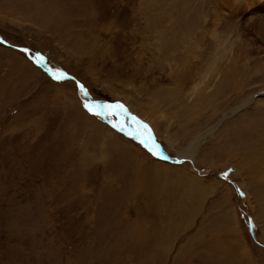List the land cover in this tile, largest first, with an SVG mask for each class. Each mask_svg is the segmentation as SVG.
I'll use <instances>...</instances> for the list:
<instances>
[{
  "label": "rangeland",
  "instance_id": "rangeland-1",
  "mask_svg": "<svg viewBox=\"0 0 264 264\" xmlns=\"http://www.w3.org/2000/svg\"><path fill=\"white\" fill-rule=\"evenodd\" d=\"M247 10L0 0V264H264V6ZM199 81L205 96L189 101ZM75 101L157 167L151 195L74 145ZM86 102L126 112L95 116ZM200 134L194 158L171 161Z\"/></svg>",
  "mask_w": 264,
  "mask_h": 264
},
{
  "label": "bare ground",
  "instance_id": "bare-ground-1",
  "mask_svg": "<svg viewBox=\"0 0 264 264\" xmlns=\"http://www.w3.org/2000/svg\"><path fill=\"white\" fill-rule=\"evenodd\" d=\"M215 2L217 3V6L221 9V11H223V12H229V14L231 16H233L235 19L238 16L240 17L241 10L248 11L247 9L249 7L254 6V3H259L260 6H264V0H215ZM258 8H260V7H258ZM261 8H263V7H261ZM260 11H259V13H260ZM228 47L229 46L227 45L224 50H227ZM16 58H18V60L21 59V57H19V56H16ZM4 61L7 64H11L7 60H4ZM25 63L26 62H15V64H14L15 66H12L11 65L10 67H12L11 69L15 70V72L19 76H21V75H23L22 72L24 70V69L21 68V65L22 64H24V65L27 64L28 65V63H26V64ZM27 70L28 71H26V74L24 76H25V79L26 80H28V81L30 80L29 82H31L30 76L27 74V72H29L31 69H27ZM38 75H40V74H38ZM199 82L200 83H198V84L195 82L197 85L195 84L196 87L190 93L189 92H182L183 96L187 97L189 99V101L190 100L192 101V99L198 98L199 96H202V95L205 94L204 92H201V90H200L202 87H205V83L204 82H201V81H199ZM206 87H207V85H206ZM125 99L127 101L129 100V98L127 96H125ZM249 101L250 100H246V103L245 104H247ZM76 103H74V104L76 105ZM77 104H78V107H79L78 109L81 112V114L79 115L78 112L75 114V112H76L75 111V112H72L67 117V118H70L71 115H72V117H75V119H76V115L77 114L80 116L79 118H77V124H75V128H74L75 130L73 131V134H74V136H73V142H75L74 145L77 144L79 147H81V145H83V147H81L83 150L85 148H87L89 151L93 152L94 154L100 155L104 159V166H105V168H109L110 170H116V171L118 170L119 172L120 171L125 172L126 175H128V176H130L131 178L134 179V185H135V182H138L139 183L138 184L139 187L137 186L139 190L141 188V190H145L146 192L148 191V195H151V190L150 189H152L153 185H152V181H150L148 179V176H149L148 173L150 172V176H152L153 173H154V171L157 170V167L156 166H152L151 167L150 166L151 164H149V166H148V164L142 163L144 161H139L138 160L139 159L138 158L139 155L136 154V152H135L134 149H132L128 144H126L124 142H119V140L114 136L113 133H111L110 131H108V129L106 127H104L102 125H99V123L97 124L92 117H90L89 115L86 116L85 114H82L83 112H82V109L80 108V104L79 103H77ZM156 107H157L156 104H153L151 106L150 112H153V110H155ZM72 109H71V111H72ZM150 112L147 113L145 116H146V118L152 119ZM159 112H161V111H159ZM217 112L218 111H216L215 113H217ZM191 115L192 116H196V113L195 114H191ZM77 130H79L80 133ZM211 131H212V128L209 129L207 131V133H203L204 136L206 134H208V133H211ZM247 135H250V133L248 132ZM200 137H201V134L197 137V142L192 141L191 144H190V146H189V148L182 149V151L180 153H178V156H177L178 159H176L175 161H173V160H171V161L172 162H176V163H181V162H183L184 158H192V157L194 158V156H195L194 155V150L196 149L198 143L202 139V138L200 139ZM246 138H243V141L246 140ZM167 139H168V141H169L170 144H173L172 141H171V139L169 137H167ZM84 151H86V150H84ZM181 159H183V160H181ZM150 176H149V178H150ZM144 182H147L146 186H145ZM148 237L150 238V236H148ZM104 238L106 240V237H104ZM153 240H155V239H153ZM115 250H117V249H115ZM117 252H118V250H117ZM118 253L122 254L121 251H119ZM130 254L131 253H129V256H130ZM147 254H148V251H143L142 250V247H141V250H139V251L136 252L137 258H142L143 256L145 257V256H147Z\"/></svg>",
  "mask_w": 264,
  "mask_h": 264
},
{
  "label": "snow or ice",
  "instance_id": "snow-or-ice-1",
  "mask_svg": "<svg viewBox=\"0 0 264 264\" xmlns=\"http://www.w3.org/2000/svg\"><path fill=\"white\" fill-rule=\"evenodd\" d=\"M35 62L37 64H40V65H42L44 63V61H43L42 58L37 59ZM57 72H59V70H57ZM51 75H52V78L54 80H63V79H67L68 78L67 75L64 74V73H59V74H57V73H51ZM78 87L81 90V94L86 96L87 95V92H86V90H84L83 85H79L78 84ZM84 107L91 114H93L95 116H100L101 113H104V114H107V115H113V114H115L116 111L126 112V109L121 104H117V105H114V106L113 105H103V106H101V105H99L96 102H86L84 104ZM93 108H95L96 111H93ZM133 119H135V118H133ZM112 126L114 128H116L118 131H121V132H123L125 130V125H122V124L114 123ZM144 129H145V131H147V126L146 125L144 126ZM139 135H142V133L137 132V133H134L133 134L134 138H139ZM150 140H151V136L149 135L145 139H140V143L142 145H144L148 149V151L150 153H152L153 155H156V151L154 150L155 145L153 147H148V142Z\"/></svg>",
  "mask_w": 264,
  "mask_h": 264
},
{
  "label": "water",
  "instance_id": "water-1",
  "mask_svg": "<svg viewBox=\"0 0 264 264\" xmlns=\"http://www.w3.org/2000/svg\"><path fill=\"white\" fill-rule=\"evenodd\" d=\"M7 45L8 46H12L13 48H16V49H18L20 51L26 52V54L30 55V51L28 49H26V48L17 47V46H13V45H10V44H7ZM111 105L114 106L115 104H111Z\"/></svg>",
  "mask_w": 264,
  "mask_h": 264
}]
</instances>
